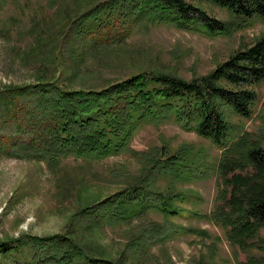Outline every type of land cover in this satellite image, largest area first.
Segmentation results:
<instances>
[{"label": "rangeland", "instance_id": "1", "mask_svg": "<svg viewBox=\"0 0 264 264\" xmlns=\"http://www.w3.org/2000/svg\"><path fill=\"white\" fill-rule=\"evenodd\" d=\"M104 1L0 0V89L58 79L65 88L100 90L142 72L190 81L264 37V20L252 18L227 36L143 21L126 36L127 29L118 25L103 31L90 26L75 39L76 17ZM185 1L210 17L229 20L206 1ZM116 30L122 40L106 39ZM252 89L257 100L249 118L224 110L232 128L224 149L170 121L142 126L129 152L107 158L66 157L50 165L0 154V241L67 236L89 259L113 264H264V228L244 238L232 231L240 216L238 198L246 190H232L231 177L248 184L264 181L247 160L250 151H264V82ZM164 144L170 155L180 149L191 152L179 181L153 173V160ZM223 165L234 169L224 174ZM143 177L153 191L178 195L176 215L160 212L154 198L117 212L119 202H104L130 191ZM12 259L0 256V264Z\"/></svg>", "mask_w": 264, "mask_h": 264}, {"label": "trees", "instance_id": "2", "mask_svg": "<svg viewBox=\"0 0 264 264\" xmlns=\"http://www.w3.org/2000/svg\"><path fill=\"white\" fill-rule=\"evenodd\" d=\"M195 1L220 8L229 20L210 17L200 6L185 0H106L78 15L71 31L76 39L82 37L81 28L91 30L89 27L94 26L93 30L103 31L118 25L119 29H127L126 36L144 21L217 37L233 34L252 18L264 20V0ZM117 35V30L113 31L106 39L117 42L124 37ZM263 82L264 37L230 55L210 74L190 81L165 73L142 72L100 90L65 88L58 79L7 86L0 89V154L50 165L66 157L107 158L129 152L130 141L142 126L157 127L170 121L224 149L232 130L224 110L249 118L257 100L252 88ZM189 154V150L180 149L170 155L164 144L158 150L159 158L153 160V173L179 181ZM247 160L258 171L256 175L264 176V151H250ZM233 169L223 165L220 171L228 174ZM230 182L232 190H246L243 198H238L240 216L232 225L235 236L244 238L247 232L254 234L264 228V181L248 184L232 176ZM151 185L143 177L130 191L117 193L104 202H119L117 212L126 204H142L146 198H154L160 212L176 215L174 202L180 201L178 195L164 196L153 191ZM23 250L29 252L28 257L17 259L15 256ZM0 256L13 257L11 264H113L89 259L67 236L0 241Z\"/></svg>", "mask_w": 264, "mask_h": 264}]
</instances>
